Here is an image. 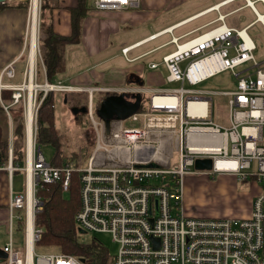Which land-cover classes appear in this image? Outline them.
I'll use <instances>...</instances> for the list:
<instances>
[{
	"label": "built area",
	"instance_id": "2783aa9c",
	"mask_svg": "<svg viewBox=\"0 0 264 264\" xmlns=\"http://www.w3.org/2000/svg\"><path fill=\"white\" fill-rule=\"evenodd\" d=\"M21 1L29 4L25 73L28 79L20 84L3 82L4 77L16 75L17 59L12 60L0 72V93L3 89L13 90L9 105L2 102L8 113L10 106L24 105L26 164L24 167L10 164L9 170L25 171L26 188L24 193H15L9 187V236L3 247L7 253L3 263L84 264L76 256L58 251L37 252L35 247L43 233L35 225V215L43 206L36 196L37 187L40 182L60 181L67 194L72 174L78 172L81 207L76 221L85 231L111 233L118 243L113 264H264V192L255 197L248 218L191 215L184 207V179L190 173H231L241 179L264 182V61L256 57L257 45L249 32L252 23L231 26L226 22V14H220L194 30L173 35L168 41L175 45L173 51L148 66L156 69L164 65L166 80L181 82V87L74 86L38 81L39 58L43 64L38 37L40 22L33 61L31 22L35 1L39 4L40 19L42 0ZM92 5L100 10H130L139 8L140 0H92ZM210 25L214 26L187 38ZM238 67L241 70L237 71ZM43 70L46 74L44 64ZM227 71L236 78L234 89L207 91L184 86L185 83L196 85ZM31 82L32 90L28 87ZM66 90L88 91L87 115L97 132L93 153L79 167L50 164L36 141L41 102L50 91ZM97 91L141 93L145 98L141 106L147 91L151 96L147 108L140 110V107L124 119L113 120L110 134H106L105 123L94 109ZM158 95L174 96V101L156 103ZM214 95L226 97L229 125L213 120ZM30 102L34 115L29 155ZM129 130L140 133L130 137L126 133ZM173 150L177 153V163L170 168ZM12 157L10 148V161ZM199 158H211L212 168L192 169ZM15 223L23 225L24 249L15 245Z\"/></svg>",
	"mask_w": 264,
	"mask_h": 264
},
{
	"label": "rangeland",
	"instance_id": "374dc122",
	"mask_svg": "<svg viewBox=\"0 0 264 264\" xmlns=\"http://www.w3.org/2000/svg\"><path fill=\"white\" fill-rule=\"evenodd\" d=\"M21 1V0H18ZM52 4L56 5L54 7L61 8L62 5L60 1L68 0H51ZM186 1V2H185ZM69 0L66 3H70ZM92 0H88L90 4ZM185 2V3H184ZM40 3V9H41ZM175 6V7H174ZM199 3H195V0H140L139 8L130 9V10H92L88 16V22L86 27L85 37L81 44H79L77 50H72L67 54L68 58V69L65 74L71 75L72 79L65 80L59 79V82L64 84H89V85H121L122 86H138L137 84L131 83L128 84L126 81V75H129L127 71L138 72L142 74L145 78V85H160L164 88H177L181 87V82H168L161 80L166 76V68L164 65H161L160 68L156 71L145 69L142 66V61L146 54L155 51L156 47L148 52L143 53V56L139 55L135 59L139 58L136 61H133L134 58H131L130 52L132 49L127 51V55L124 53V48L128 47V43H131L141 37L148 38L151 37L154 33H161L164 35L163 40L169 38L166 36V32H169L171 38L173 35H178L188 30H194L199 27L206 19L194 18L187 23H184L180 26H177L173 31H167L168 28L164 29V26L170 24L173 20L188 16L196 8H200ZM174 7V8H172ZM172 8V10L167 11V9ZM96 9V8H94ZM61 10V9H60ZM60 10H58L60 12ZM170 14V17L167 18ZM236 16V14H234ZM154 18L156 19L154 21ZM232 18V17H230ZM229 18V19H230ZM229 19L226 18V22L229 23ZM184 19L182 21H185ZM40 22V19L38 20ZM178 22L177 24L181 23ZM198 21V22H197ZM230 24V23H229ZM175 25V24H174ZM173 26V25H171ZM214 25L190 35L187 38L195 36L196 34L207 30ZM38 27V26H37ZM161 29V30H159ZM167 29V30H166ZM258 29H261L258 27ZM250 32V31H249ZM160 34V35H161ZM42 35L40 31L39 24V35L40 38ZM170 38V39H171ZM186 39V38H185ZM163 40H148L144 45L147 47H152L157 45ZM256 43V40H255ZM172 43H168L170 45ZM257 45V43H256ZM143 46V45H141ZM138 46V47H141ZM136 47V48H138ZM134 48V49H136ZM142 49H137L133 52L134 55L138 54ZM257 59L261 62L264 61V32L260 37V43L258 49L255 50ZM27 58V56H25ZM39 58V57H38ZM127 60V61H126ZM40 58L38 59V63ZM237 71L241 70V67L236 69ZM253 71V69H252ZM42 77H38V81L41 82ZM58 82V78L54 80ZM185 87L207 90V91H226L236 88V78L232 72L227 71L222 74L213 76L207 80H204L196 85H189L188 83L184 84ZM111 88V87H110ZM114 91V90H113ZM60 92V91H58ZM101 92V94L99 93ZM102 92L97 91L95 93V100L103 95ZM146 100L144 102V108H147L148 102L151 96V92H146ZM114 94H119L114 92ZM212 104L213 115L212 118L215 122H220L224 125H229L227 108L225 106L226 97L222 95H214ZM19 104V103H18ZM18 104H15L17 106ZM23 109L24 105L22 104ZM80 114V113H78ZM71 108L62 101V94H57L56 101V123L61 130L62 138V148H66L68 151L75 150L81 142H85L83 134L80 129V124L76 119ZM80 119L83 122H88L86 113L80 115ZM91 122V121H90ZM114 125V123H113ZM126 125H138V123H126ZM92 132L94 141L96 143L97 132L94 130L93 123L91 122ZM94 143V147L95 144ZM93 147V150H94ZM170 145H167L169 149ZM63 149V150H64ZM174 149V148H173ZM93 150L91 154L93 153ZM45 157L49 158L53 153L52 147H45L43 150ZM65 151V150H64ZM173 156L171 158V167H175L177 163V153L172 151ZM90 154V155H91ZM192 169L196 170L195 167ZM153 180V179H152ZM24 182L23 178L15 179V187L25 188L22 184ZM160 183V182H158ZM165 184V182H164ZM264 182H260L256 179H241L235 174L231 173H218V174H200V173H190L185 176L184 179V192L185 200L184 207L186 209L191 208V214L197 216H210V217H245L244 211L248 208L249 202L251 203L250 210L253 208L255 197L264 192ZM24 193V191H23ZM68 194V193H67ZM252 199V200H251ZM198 208L196 211H193V208ZM194 213H193V212ZM9 236V216L6 218L2 213H0V249H3L5 243L8 241ZM14 237L15 245L24 249L25 245V235L23 225L18 228L17 223L14 225ZM81 239L83 241H90L91 239H97L107 247L110 255H114L118 250V243L113 240V236L109 232H95V231H86L82 233ZM37 252H52L55 251L49 248H38Z\"/></svg>",
	"mask_w": 264,
	"mask_h": 264
},
{
	"label": "trees",
	"instance_id": "16d2710c",
	"mask_svg": "<svg viewBox=\"0 0 264 264\" xmlns=\"http://www.w3.org/2000/svg\"><path fill=\"white\" fill-rule=\"evenodd\" d=\"M69 1V0H68ZM67 1V2H68ZM66 2V1H65ZM262 1H255V6L258 8L260 13L264 14V10H260ZM62 5V4H61ZM6 6L13 7H28V1H19L18 3H0V10ZM51 0H42L41 13H40V31L42 33L40 37V51L41 59L46 69V77L49 82L54 83V80L59 76L66 74L68 69V58L67 54L72 50H77L78 45L82 42L83 26L85 20L88 18L90 12L94 10L92 2L89 4L88 0H71L70 3H65L62 7L68 9L70 13V27L71 32L68 35L60 34L54 30L53 27V9L55 8ZM175 7V6H174ZM172 7V8H174ZM167 9V11L172 10ZM223 8V7H221ZM225 8H228L225 10ZM224 13H227L226 18L229 19V25L235 27H242L252 23L249 27L250 34L256 40L257 49L260 43V37L262 31L264 32V24L258 20L256 13L253 9L247 5L246 0H235L225 6ZM171 12V11H170ZM195 14L191 13L188 16ZM236 14V16H234ZM186 16V17H188ZM170 17V14L166 16ZM186 17L172 19L173 21L164 26L161 29L174 25ZM209 13L200 17L198 21L206 19L203 24L212 21ZM156 19L154 18V21ZM197 21V22H198ZM260 21V22H259ZM261 28V29H258ZM159 29V30H161ZM189 31V30H188ZM205 31V30H204ZM186 32V31H185ZM184 33V32H183ZM169 36L166 40H163L164 35H159L152 40H163L157 45L147 47V42L139 45L136 49H132L130 52L131 58H136L145 52H148L156 47L155 51L146 54L142 61V66L148 69V64L152 61H160L163 55H166L173 51L175 45L170 44L167 46L163 44L170 41L171 35L169 32L165 33ZM182 34V33H180ZM178 34V35H180ZM141 37L127 45L143 39ZM161 46V47H160ZM138 54L134 55L133 52L137 49H142ZM257 56V55H256ZM258 57V56H257ZM140 58V57H139ZM134 59L133 61L138 60ZM127 61V60H126ZM42 66V62H39ZM159 69V67H158ZM158 69H153L154 71ZM150 70V69H148ZM128 73H135L144 78V76L138 72L130 70ZM165 80V77L160 78ZM74 86H99L106 87L108 85H87V84H70ZM12 89H3L0 93V98L6 103H10L12 100ZM62 94V101L66 103L69 108L72 107H84L88 105V91L78 90H66V91H50L41 102L37 112V144L43 150L45 147H52L53 153L49 158L46 159L50 164L55 166H63L66 164H74L76 167L82 166L88 157L90 156L94 147V137L92 132V126L90 119L87 115L88 122H83L80 119V113L76 115L78 124L83 134L85 142H81L79 146L72 151H68L66 148H62L61 130L56 123V101L57 94ZM101 94V92H99ZM95 100L94 109L99 107L100 102L107 96L114 94L110 91L102 92ZM40 96L42 92L39 93ZM0 108L3 105L0 103ZM144 105L141 106L140 110H144ZM9 112L14 120V139H13V157L12 162L15 166L24 164L26 151H25V118L22 103L17 106H10ZM96 116H98L96 114ZM65 151H64V150ZM43 152V151H42ZM9 161V140L4 135L3 129L0 126V165H5ZM36 196L43 202L42 210L38 211L35 215V225L43 229L40 240L36 243V249L38 248H49L65 254H70L78 258L85 259L84 264H113L114 257L110 255L107 247L97 239H91L90 241H83L81 239L82 233L80 227L76 221V214L81 207L80 197V180L79 173L73 172L72 183L68 194H65L62 190L60 181L54 182H40L36 190Z\"/></svg>",
	"mask_w": 264,
	"mask_h": 264
},
{
	"label": "crops",
	"instance_id": "0c3cea01",
	"mask_svg": "<svg viewBox=\"0 0 264 264\" xmlns=\"http://www.w3.org/2000/svg\"><path fill=\"white\" fill-rule=\"evenodd\" d=\"M232 1H235V0H195V3H199L201 5V6H198L200 8H196L194 11H192V13L195 12V14L188 16L185 19H189L192 17H193V19L199 18L200 16H203L206 13L207 14L209 13V15L212 16L211 17L212 20L217 19L220 14H226V16H227V13H224V10H222V9H224L225 6ZM250 1L253 2V5L255 6L254 3L257 0H250ZM260 1H262V4L259 3L260 10H264V0H260ZM7 2L8 3H18L19 1L18 0H4L0 3H7ZM66 2L60 1L62 6ZM246 2H247V0H246ZM247 5L250 6L248 4V2H247ZM38 6H39V4H38ZM221 7H223V8H221ZM255 8L260 13V11L258 10V8L256 6H255ZM226 9H228V8H225V10ZM58 10H60V12ZM94 10L96 11L99 9H94ZM198 14H200V15H198ZM196 15H198V16L195 17ZM28 16H29L28 7L25 8V7L6 6L0 10V72H1L2 68L8 62L17 59V61H16V75L13 78L4 77L3 82L6 84H20V83L26 81V79H28L26 77V74H25L27 71V61H28V57L27 58L25 57V56H27V53H28V45L26 44V39L28 37L27 33L29 31L28 30ZM87 19L85 20V23L83 26L82 40H83V36L85 37V34H86L85 30H86V27H87L86 25L88 22ZM52 21H53L52 23H53L54 30L56 32H58L60 34H65V35L70 34V32H71L70 13H69L67 8H65V7L59 8L58 6L55 7L53 9ZM37 26H38V20H37ZM173 29H172V31H173ZM154 34H153L154 37H152L153 36L152 35L151 37L143 38V39L133 43L132 45H129L128 50L133 49V48L145 43L146 41H148L150 39H154V38L158 37L161 34V32L160 33H154ZM25 45H26V47L24 49ZM22 51H23V54H22ZM159 68H160V66H159ZM156 69H158V68H156ZM37 70H38V77L39 78L42 77L41 82H45L47 80V77H46V74L43 70V66L40 63H37ZM150 70H153V69L150 68ZM166 75H167V73H166ZM126 76H128V75H126ZM59 79L69 80V79H72V76L68 75V73H67L66 76H65V74L63 76H59L58 81H60ZM143 79L145 81V78H143ZM165 79H166V76H165ZM75 84H77V83H75ZM122 85L123 84L114 85V86H107V87H120ZM141 87H143L145 89L164 88V87H161L160 85L154 86V85H145V84ZM147 92H149V91H147ZM167 101L173 102L174 96L158 95L155 98L156 103L167 102ZM2 102L5 105H9V103L6 104L4 101L0 100V103L3 105ZM12 106H14V105H12ZM3 108H4V105H3ZM14 125H15L14 120H13L10 112L8 113L5 110V108L4 109L0 108V126L3 129L4 135L9 140V150H10V148L13 149V139H14L13 133H14V127H15ZM10 164L13 167H15V165L13 164L12 161H10V159L5 165H0V213H2L4 215V217H6V218L8 217V206L7 205H8L9 196H10V188L9 187L11 186L13 192H15V193H23V191H25V188H26V186H25L26 185L25 171L23 169H13V171L10 172V170H9ZM25 164H26V162H24V164L22 163L21 165L19 164V166L24 167ZM20 177L24 179V182H22V184L25 187L24 189L22 187H19L18 189H16V187H15V179H19ZM29 186H30V183H29ZM184 200H185V192H184ZM250 205H251V203L249 202L248 208L244 211V214H242L245 217H242V218H248L251 216L252 210H250V207H251ZM197 209H198L197 207L195 209L193 208V211H196ZM185 210L188 214H191V211H190L191 208H188V209L185 208ZM191 215H194V214H191ZM17 226H18V228L21 227L19 225H17ZM3 262H4V260L2 262H0V264H4Z\"/></svg>",
	"mask_w": 264,
	"mask_h": 264
},
{
	"label": "water",
	"instance_id": "95a60500",
	"mask_svg": "<svg viewBox=\"0 0 264 264\" xmlns=\"http://www.w3.org/2000/svg\"><path fill=\"white\" fill-rule=\"evenodd\" d=\"M4 0H0L2 2ZM248 4L255 11L258 20L264 24V15L260 16L259 12L253 5V2L247 0ZM128 84L134 83L138 86H143L145 84L144 79L135 74L129 73L126 79ZM144 95L141 93H120V94H111L105 97L99 104V107L96 109V114L101 118L105 123V132L110 134L111 131V122L115 119H124L130 114L136 112L144 100ZM71 110L74 114L78 113H87V107H72ZM154 165V164H151ZM195 168L199 170L211 169L212 168V159L211 158H199L195 162ZM80 232H86L84 229L80 228ZM7 256V253L0 249V262H2ZM82 262H85V259H81Z\"/></svg>",
	"mask_w": 264,
	"mask_h": 264
},
{
	"label": "bare ground",
	"instance_id": "6f19581e",
	"mask_svg": "<svg viewBox=\"0 0 264 264\" xmlns=\"http://www.w3.org/2000/svg\"><path fill=\"white\" fill-rule=\"evenodd\" d=\"M34 8H35V12H34V18H33V21L31 22V29H32V44H31V58H32V61L34 60V57H35V52H36V49H37V30H38V27H37V20H38V3H34ZM261 17H263V14L262 13H259ZM200 15V14H198ZM198 15H196L195 17H197ZM192 18H189L185 21H182L181 23L179 24H176L174 26H170L168 28L169 31H171L173 28L177 27V26H180L184 23H187L189 22L190 20H192ZM264 19V18H263ZM260 22V21H259ZM167 30V29H166ZM167 30V31H168ZM163 33V32H161ZM155 35V34H154ZM154 35L152 37H154ZM129 48V47H128ZM127 48V50H128ZM28 87L30 88V90L33 89L34 87V84L31 82L30 84H28ZM33 115H34V110H33V107H32V103L30 102L29 104V110H28V132H29V155L31 153V138H30V133H31V129H32V119H33ZM127 135H130V137H135V135L139 134L140 133V130H129V131H126ZM30 159V158H29ZM220 165L221 167L223 166V162H220ZM29 189H31V182H30V186H29ZM30 194H31V190H30ZM32 251V242L30 241V252Z\"/></svg>",
	"mask_w": 264,
	"mask_h": 264
}]
</instances>
